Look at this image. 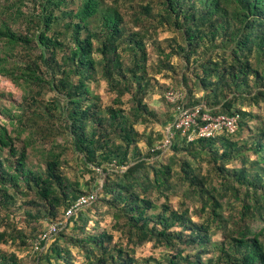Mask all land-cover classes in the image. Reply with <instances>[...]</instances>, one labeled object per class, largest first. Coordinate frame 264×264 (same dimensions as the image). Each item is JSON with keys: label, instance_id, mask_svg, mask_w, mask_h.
I'll list each match as a JSON object with an SVG mask.
<instances>
[{"label": "trees", "instance_id": "1", "mask_svg": "<svg viewBox=\"0 0 264 264\" xmlns=\"http://www.w3.org/2000/svg\"><path fill=\"white\" fill-rule=\"evenodd\" d=\"M4 1L0 74L28 93L37 86L57 97L43 109L60 120L59 133L67 144L52 146L42 155L43 164L34 168L26 150L31 143L19 150L7 129L0 130V212L22 200L29 209L27 218L42 215L51 223L63 221L72 202L88 195L79 181L65 175L62 164L68 146L80 158L83 179L100 171L106 175L101 195L97 191L96 201L51 239L36 263L77 264L75 250L81 264H264V226L257 227L264 223V123L251 127L255 115L241 106L246 101L264 105V0ZM131 2L142 12L135 14L133 26L122 11ZM159 27L178 35L165 40L170 53L159 48L167 58L163 65L174 69L169 60L177 57L193 81L188 98L183 94L172 103L165 94L163 101L172 114L161 125L166 129L174 121L177 105H201L202 112L212 115H239L234 134L188 141L178 131L168 154L152 152L165 133L155 143L148 131L158 115L147 103L154 78L145 37ZM18 54L26 59L11 64ZM187 78L182 76L184 84ZM101 81L116 96L114 105L101 106L92 88ZM170 90L180 89L166 92ZM139 126L145 129L141 132ZM244 131L248 136L242 138ZM141 143L149 148V159L142 156ZM180 152L186 158L181 171L175 172V155ZM199 162L208 165V174L195 166ZM232 163L240 166L231 168ZM112 164L116 170L109 168ZM90 179L95 182L92 175ZM179 193L182 199L174 208L171 199ZM97 203L107 208L117 241L113 232L89 229L92 218L84 211ZM225 203L229 217L224 215ZM9 227L0 232V264H25L17 253L1 248L17 241L29 244L21 230ZM42 232L33 236L32 247ZM218 233L222 240H214ZM148 243L165 250V255L137 259V248Z\"/></svg>", "mask_w": 264, "mask_h": 264}, {"label": "rangeland", "instance_id": "2", "mask_svg": "<svg viewBox=\"0 0 264 264\" xmlns=\"http://www.w3.org/2000/svg\"><path fill=\"white\" fill-rule=\"evenodd\" d=\"M4 0H0V11L2 10V5H4ZM140 3H142L140 1ZM131 5V6H130ZM124 13L129 26H133V19L136 13L141 14V10L139 6L136 5V2H131L127 7H123L122 10ZM6 16H2L0 13V20L5 18ZM10 18V17H9ZM13 22L9 21L7 23L9 26L13 27ZM138 30V28H134ZM178 37L177 33H175L170 28L159 27L157 31L151 30L150 33L145 37V42L147 44V50L149 53L148 65H149V73L152 80L151 94L147 99V103L150 108L155 107L157 109L158 119L157 121L152 120L150 127H148L149 132H153L152 136L154 138L155 143L160 140L158 138L160 135L163 136L165 133V126L161 125L160 122H165L169 115L172 114L171 107L163 101L166 90L168 88H175L180 90L182 94H186V98H188V88L192 86V79L190 76V72L187 70L186 65L183 61L173 56L169 60L173 65L174 69L166 68L163 63L167 61V58L164 54L159 53V48L165 50L166 54L170 53L169 42L167 43L165 40L172 39L173 37ZM4 49V42L0 39V51ZM2 52V51H1ZM3 53H0L2 56ZM26 57L20 58L19 54L15 58H11L10 63H14L15 60L21 62V60H25ZM164 61V62H162ZM11 66V65H10ZM186 75L187 84L182 82V76ZM93 91L96 95L100 97L101 106L107 107L114 105V99L116 96L112 95L108 91V87L106 82L101 81L99 84H92ZM30 90H24L17 83H15L12 79L5 77L0 74V130L4 127L8 131V135H10L13 139V145L15 148L19 150L25 149L28 143H31L30 146L26 147L27 153L30 155L28 159L29 166H33L34 168H38V165L43 164L42 155L52 146L54 145H66V140L64 141L60 136V128L62 124L60 120L55 117H50L49 111H44L43 107L52 102H55L57 97L48 89V88H40L38 91L37 86L32 87L31 93H28ZM171 91V90H170ZM166 92V93H165ZM201 94H197L196 98H199ZM35 99L38 102H35ZM195 106V105H194ZM201 106V105H197ZM241 106L247 110L252 111L255 115L254 120H250L249 125L251 127L254 126H262L264 123V105L260 106H251L249 101L244 102ZM51 107V106H50ZM126 108L127 106H123ZM44 114L40 117L38 114ZM49 114V116L47 115ZM21 118L20 121L18 120ZM141 132L145 129L144 126L137 127ZM147 132L148 135L150 133ZM248 136V133L244 131L242 133V138ZM154 143V144H155ZM152 148V147H151ZM10 148H5L4 157L9 154ZM140 149L142 151V156L148 158V156L152 157V155H146L148 153V147L144 144H140ZM174 152L163 160V164H168L169 158H172ZM176 162L173 164V170L175 172L181 171V164L183 159L186 158V154L183 152L177 153ZM64 161L63 168L65 171V175L70 178L72 182L79 181L81 190L84 194H89L92 191H99L101 195V188L105 182L106 175L103 172H97V174H89L86 175L83 179L82 173L84 172L83 165L80 162V158L76 156L75 152L70 149L68 146L64 153ZM189 160L194 163V160L188 157ZM149 159V158H148ZM154 160L150 159L149 162H153ZM134 162V159H132ZM44 166V165H43ZM195 166H199L203 174H208L210 169L208 165L204 162L195 163ZM240 166L239 163H232L229 167ZM113 170L114 166L109 167ZM111 171V170H110ZM94 177L95 182L92 183L90 176ZM215 184H219V179H214ZM87 184H91L88 186ZM182 194L179 193L178 196H175L171 199V204L174 208L179 206L181 202ZM228 199V198H227ZM232 204H235L234 198L228 199ZM164 199H161L160 203H162ZM192 206V204H189ZM224 215L229 217L230 215V206L225 203ZM29 210L28 207L22 200H18L17 204L14 207H11L9 211L0 212V232L6 229L7 226L10 225L9 230L12 231V227L16 226L19 230L25 234L27 239L29 240V244L27 246H22L17 241L15 244L10 245H1L2 250L15 252L18 257L23 260L25 264H37L36 259L39 254L38 251L32 247L31 242H33V236L35 234L44 231L51 221L47 219V217H43L42 215L38 216V219L32 220L27 218L25 212ZM107 208L102 203H97L94 207L86 209L84 212L89 211V216L92 218V221L89 223V229L93 232L94 230L100 231L105 229L106 231L113 232L112 229V218L109 215H106ZM30 212L33 214L37 213L36 209H31ZM63 211L60 213V218L63 216ZM234 216L236 215L233 212ZM8 214V216H7ZM45 214V213H44ZM43 214V215H44ZM64 221V220H63ZM61 221V222H63ZM12 226V227H11ZM264 223L257 224L258 228H262ZM71 226H69L70 228ZM64 229V228H63ZM61 229V230H63ZM37 232V233H36ZM67 234L71 233V229L66 231ZM115 240H118V235L115 233ZM214 240H222V234L218 233L214 236ZM165 250L162 248H153L151 243L144 244L141 247L137 248L135 257L137 259L148 258L150 256H154L157 258L165 255ZM73 254L76 258V263L81 264L82 257L77 251L73 250Z\"/></svg>", "mask_w": 264, "mask_h": 264}, {"label": "built area", "instance_id": "3", "mask_svg": "<svg viewBox=\"0 0 264 264\" xmlns=\"http://www.w3.org/2000/svg\"><path fill=\"white\" fill-rule=\"evenodd\" d=\"M165 97L169 102L176 103L182 99L183 94L180 91L171 90L166 93ZM175 112L176 117L174 121L165 129L164 139L155 144L152 152L160 151L164 155L168 154L171 151L173 140L178 131H182L187 136L188 141H194L198 138H214L223 133L234 134L239 127V115H212L209 111L202 112V106L186 107L179 104L176 106ZM125 169L126 167H122V170ZM97 197L98 194L96 191L73 201L65 213L64 221L51 223L42 232L38 243L35 244V250L42 253L51 239L61 229L66 228L69 221L80 210L94 203ZM42 243L44 246L41 245Z\"/></svg>", "mask_w": 264, "mask_h": 264}]
</instances>
